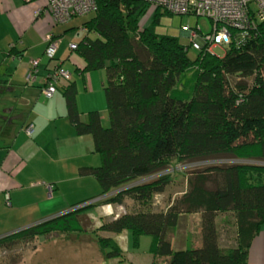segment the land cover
I'll list each match as a JSON object with an SVG mask.
<instances>
[{"label": "trees", "instance_id": "trees-1", "mask_svg": "<svg viewBox=\"0 0 264 264\" xmlns=\"http://www.w3.org/2000/svg\"><path fill=\"white\" fill-rule=\"evenodd\" d=\"M95 1L92 18L82 26L84 38L69 50L84 64L75 74L85 83L91 73L105 71L110 127H103L98 111L81 113L72 77L56 83L68 82L67 119L77 137L93 138L102 160L79 172L96 181L100 194L0 238V249L54 235L81 239L88 215L113 206L125 213L102 219L92 233L105 261L125 255L114 238L101 233L127 231L133 247L143 236L151 238V264H248L251 245L264 228V22L256 18L249 29L234 33L223 58L204 48L192 59V45L156 33L160 15L172 14L154 7L148 24L153 6L145 0ZM210 162L217 164L191 173L188 190L167 209H155L156 197L173 181L171 169ZM228 213L235 217L237 239L224 248L218 220ZM187 215L200 216L202 244L176 249L172 237Z\"/></svg>", "mask_w": 264, "mask_h": 264}, {"label": "crops", "instance_id": "crops-1", "mask_svg": "<svg viewBox=\"0 0 264 264\" xmlns=\"http://www.w3.org/2000/svg\"><path fill=\"white\" fill-rule=\"evenodd\" d=\"M44 6L43 1L0 0V238L71 212L83 200L100 194V188L93 182L94 193L84 197L81 191L83 183L95 180L79 175L76 186L80 190L79 195L74 200L63 199L65 192L59 186L65 185L69 179L54 180L40 171L42 167L49 169L45 165L55 162V157L56 161L61 157L62 163L74 159L79 162L80 168L81 164H85L84 167L102 164L101 158L94 152V144L87 140L88 136L77 137L78 140L73 138V128L70 123L67 124L64 100L60 96L55 97L56 92L51 100L45 101L42 94L50 80L51 66L49 62L45 63V52L50 44L48 38L61 41L52 61H58H55V66L60 65L70 78L73 79V71L75 73L83 66L77 57L69 56V47L76 42L73 38L69 41L66 33L76 28L63 30L62 24L54 26L52 17L45 14L38 16L37 11ZM32 60L41 62L37 77L28 81ZM66 60L74 65L73 71L65 63ZM61 85L62 89L66 85L63 79L59 81ZM30 126L33 133L28 136L26 130ZM50 126L55 127L50 129V133H45ZM58 133L68 136V142H71L66 144ZM83 141H88L90 151L82 148ZM89 155L92 163L87 161ZM96 201L98 199L91 202ZM102 208H96L91 213L100 210L102 214ZM177 231L172 237L175 245ZM187 243L179 247L176 245V249L188 247ZM190 244L193 245L192 242ZM248 264H264V228L251 245Z\"/></svg>", "mask_w": 264, "mask_h": 264}, {"label": "rangeland", "instance_id": "rangeland-1", "mask_svg": "<svg viewBox=\"0 0 264 264\" xmlns=\"http://www.w3.org/2000/svg\"><path fill=\"white\" fill-rule=\"evenodd\" d=\"M43 2L44 5H46V2ZM154 13L155 9L153 7L147 15V18L149 19L148 24L152 21ZM91 18L92 14H87L84 16L73 18V21L69 23V25L62 24L61 26H63V30H66L67 27L76 28L66 33V35H69L68 40L70 41V39L73 38L74 42L78 44L85 36L82 26ZM54 26H56V24ZM213 27L214 26L212 21L208 18L163 14L159 17V24L156 26V33L160 36L164 35L176 37L179 40L180 44L184 45L185 47H190L196 40L203 41L205 39V36L212 32ZM189 34H194L195 37L192 38L191 36H189ZM90 37L92 39L97 38L95 34H90ZM226 52L227 47H215L212 51L214 55L220 58H223L226 55ZM69 56L75 59L73 54L70 53ZM189 56L192 59L196 58L197 56V51L193 49V47L190 49ZM45 59V63L49 62L51 70L55 71V69L59 67V65L55 66V63L58 61H50L47 57ZM65 63L69 65L70 70L73 71L74 65L72 64V62L66 60ZM72 74V81L77 82L78 85V107L81 113L87 114L90 111H98L103 127L109 128L110 117L107 110V101L105 95V87L107 84L105 71H97L91 73L86 77V83L83 81L81 76H77L74 71L72 72ZM63 83L67 84L68 82L66 80H63ZM56 90L57 94L55 95V97L60 96V98L64 100V104L66 105L65 99L63 97L62 85L59 86V83H56ZM44 99H46L45 101L48 100L47 98ZM67 122V124H69L68 119ZM53 127L55 126H50L48 130H45V133H50V129H53ZM30 131L31 129L28 127L26 130L28 136L31 135ZM48 135H46L45 138ZM58 135L60 137L61 133H58ZM72 136L73 138L78 140L75 132ZM86 138L93 144L92 137L88 136ZM43 139L44 138H42V140ZM61 139L67 142L66 144H69L71 142H68V136L64 134H62ZM88 144V141H83L82 148L87 150L89 149L90 151V147L88 148ZM73 146L78 147L77 144H73ZM60 158L58 161H56L57 157L53 158V161L55 162H48L45 165L49 169L42 167L40 171H42L45 176L54 180L56 179L61 181L69 179L66 180L65 185L59 187L61 191L65 192V194L63 195V199L74 200V198L79 195L78 193L80 191L77 190L76 187L79 184L80 165L79 162L74 159L69 163H62L60 161ZM90 159L91 156L89 155L87 161L89 163H92V159ZM228 161H225V164L229 163ZM83 163H85V161ZM213 163L217 164V162L187 164L180 165L176 169H171L168 174L172 173L174 175L173 181L163 194L156 197L154 202L155 209H167V206L170 203H172L176 198L180 197L188 190V180L192 177L191 173L197 172L201 169H205L206 167L213 165ZM81 165V167H84L83 165L85 164ZM93 182H95L96 186V181L83 183L81 191L84 197H90L92 193H94ZM101 212L104 215L100 213V210L91 213V215H88L90 216L87 217L88 223H85L86 226H88V228L86 227L87 233L84 232L82 234L85 237L76 240L72 236L70 237L67 235H54L46 239H40L31 245H15L11 248H1L0 264H149L150 262H153V256L150 254L151 238L149 236H143L140 240V245L138 247H133L132 237L127 231L125 233H122L121 235L101 233V235L104 237L114 238L124 251L125 255L123 257V260L111 259L105 261L104 255L100 253L97 244L94 242V239H96V237L92 233L94 231H97L96 229L100 227V225L102 224V219L105 222L111 221L113 220V218H116L118 214L122 215L123 213H125V209H122V207L115 208L113 206H104ZM218 221L219 224H221L219 226L220 245L224 248L234 247L236 245L237 239L235 217H233L231 213L223 214L220 216ZM177 230L178 233L176 238V245L178 247L180 245L184 246L186 242H188L186 245H191L190 243L192 242L193 247L196 246L198 248L199 246H201L202 227L200 218H197L194 215H187L185 219L182 220ZM87 235H91L90 237L92 239L90 237H86ZM176 245L175 247L178 248Z\"/></svg>", "mask_w": 264, "mask_h": 264}, {"label": "built area", "instance_id": "built-area-1", "mask_svg": "<svg viewBox=\"0 0 264 264\" xmlns=\"http://www.w3.org/2000/svg\"><path fill=\"white\" fill-rule=\"evenodd\" d=\"M32 2L34 0H25ZM46 5L37 11V15H52L56 24H67L73 18L84 16L94 12L97 8L95 0H43ZM153 7L161 8L172 15L191 14L198 18H208L213 23V30L205 36L203 41L196 40L192 47L196 51L207 48L212 53L215 47L229 46L234 33L244 32L256 22H264V0H145ZM192 38L194 34H190ZM50 44L45 52L49 60H53L61 43L60 40L49 38ZM76 45H70L71 50H75ZM40 60L30 62L31 69L28 81H33L37 77V68ZM48 86L42 93L45 98L54 97V83L59 79H70V74L63 70H55L49 74ZM31 135L33 128L31 126ZM30 135V136H31Z\"/></svg>", "mask_w": 264, "mask_h": 264}, {"label": "clouds", "instance_id": "clouds-1", "mask_svg": "<svg viewBox=\"0 0 264 264\" xmlns=\"http://www.w3.org/2000/svg\"><path fill=\"white\" fill-rule=\"evenodd\" d=\"M189 36H190V34H189Z\"/></svg>", "mask_w": 264, "mask_h": 264}]
</instances>
